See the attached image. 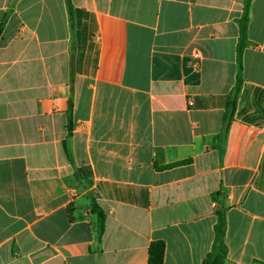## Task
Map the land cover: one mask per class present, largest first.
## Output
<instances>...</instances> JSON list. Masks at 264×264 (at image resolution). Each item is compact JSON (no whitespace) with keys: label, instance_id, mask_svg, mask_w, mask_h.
<instances>
[{"label":"crops","instance_id":"obj_1","mask_svg":"<svg viewBox=\"0 0 264 264\" xmlns=\"http://www.w3.org/2000/svg\"><path fill=\"white\" fill-rule=\"evenodd\" d=\"M70 3L0 0V264H264V0Z\"/></svg>","mask_w":264,"mask_h":264},{"label":"trees","instance_id":"obj_2","mask_svg":"<svg viewBox=\"0 0 264 264\" xmlns=\"http://www.w3.org/2000/svg\"><path fill=\"white\" fill-rule=\"evenodd\" d=\"M252 0H245V7H244V15L240 20V40L238 44V61L241 63L243 50L246 47L247 42V28L249 22V8L250 3ZM70 16H71V23L73 24V12L70 0H68ZM241 78H238L237 85L230 97L229 104L231 106V114L233 115L235 112V105L236 99L239 95L241 90ZM70 111L72 110V104H69ZM87 172L90 175V171L80 169L76 173V177L81 179L82 174ZM92 211L98 217V230L99 233L102 234L104 231V215L100 208L93 202ZM215 232V240L214 245L211 253L206 257L203 264H225L228 257V246L225 242L226 232H227V217L225 210L217 212V223L214 227ZM164 256H165V244L163 242H154L151 244L149 249V263L150 264H163L164 263Z\"/></svg>","mask_w":264,"mask_h":264},{"label":"built area","instance_id":"obj_3","mask_svg":"<svg viewBox=\"0 0 264 264\" xmlns=\"http://www.w3.org/2000/svg\"><path fill=\"white\" fill-rule=\"evenodd\" d=\"M196 57H200V55L197 53V54H196Z\"/></svg>","mask_w":264,"mask_h":264}]
</instances>
